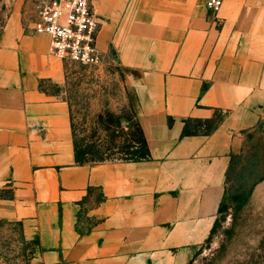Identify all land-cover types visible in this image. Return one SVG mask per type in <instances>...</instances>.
Segmentation results:
<instances>
[{
  "label": "crops",
  "instance_id": "crops-1",
  "mask_svg": "<svg viewBox=\"0 0 264 264\" xmlns=\"http://www.w3.org/2000/svg\"><path fill=\"white\" fill-rule=\"evenodd\" d=\"M92 0L97 47L134 92L150 158L79 164L65 61L34 0H0V220L31 264H189L211 234L233 155L264 118V0ZM209 134L183 136L189 121Z\"/></svg>",
  "mask_w": 264,
  "mask_h": 264
},
{
  "label": "rangeland",
  "instance_id": "rangeland-1",
  "mask_svg": "<svg viewBox=\"0 0 264 264\" xmlns=\"http://www.w3.org/2000/svg\"><path fill=\"white\" fill-rule=\"evenodd\" d=\"M64 61V84L46 89L61 95L72 108L73 137L81 161L97 162L99 151L109 162L117 161L122 150L145 154L136 121L130 126L123 118L131 114V105L137 112V101L114 54H101L99 64L87 67ZM223 116L217 112L211 121H192L189 130L208 132ZM242 146L233 159L222 212L189 264H264V118L245 132ZM35 252V242L23 236L19 223L0 220V264H31Z\"/></svg>",
  "mask_w": 264,
  "mask_h": 264
},
{
  "label": "built area",
  "instance_id": "built-area-1",
  "mask_svg": "<svg viewBox=\"0 0 264 264\" xmlns=\"http://www.w3.org/2000/svg\"><path fill=\"white\" fill-rule=\"evenodd\" d=\"M36 34L50 38V52L80 66L99 64V32L92 0H34ZM223 0H207L206 9L217 14Z\"/></svg>",
  "mask_w": 264,
  "mask_h": 264
},
{
  "label": "trees",
  "instance_id": "trees-1",
  "mask_svg": "<svg viewBox=\"0 0 264 264\" xmlns=\"http://www.w3.org/2000/svg\"><path fill=\"white\" fill-rule=\"evenodd\" d=\"M68 103H69V102H68ZM69 105H70V104H69ZM130 109H131V111H130L131 114L128 115V116H125V117H123V118H124V120H125L130 126H131V125H134L133 123L136 121L135 126L138 128L139 133H140V136H141V141H140V143H142V144L144 145L146 152H145V154H139V155H137L138 152L135 153V152H127L126 150H122V151L120 152V157H118V158L116 159L117 161H115V162H119V161H121V162H122V161H123V162L144 161V160H147V159L150 158V153H149V150H148V147H147V143H146V140H145V137H144L143 131H142V129H141V126H140V124H139V122H138V119H137V112L134 110L133 105L130 106ZM70 111H71V121H72V127H73L74 117H73V111H72V108H71V107H70ZM98 118H99V120H100V124H101V125H105V124L103 123V117H102V116H99ZM120 120H121V119H120ZM220 120H221V119H220ZM112 122H113V121H111V122H109V123L111 124ZM191 122H192V121H189V122L186 123L185 129H184V131H183V136H188V135H193V134H194L192 131L189 130V125H190ZM120 123H121V122L118 121L117 124L120 125ZM218 124H219V122H218L217 124H215L214 127H213L210 131H208V132H198V133L209 134V133H211L214 129L217 128ZM102 127H103V126H102ZM106 127H107V126H106ZM108 130H109L108 128H105V131H108ZM132 142H133L134 144L139 143L138 141L135 142V140H133ZM130 147H131V146H130ZM126 149H127V148H126ZM75 151H76L77 162H78L79 164H86V163H83V162L81 161V159L79 158V157H80V153L78 152V150H77V148H76V145H75ZM133 153L135 154L136 157H131V156L133 155ZM102 155H103V154H102V153L100 154V151L97 152L98 160H97V162H94V163H92L91 165H95V164H101V163L109 162L107 159H104V158L102 157ZM235 156H236V155H233V156L231 157V163H230V166H229V169H228V172H227L226 186L228 185L230 172H231L232 167H233V166H232V165H233V159H234ZM91 161H92V160H91ZM112 162H114V161H112ZM226 192H227V191H226ZM226 192H225V196H224V198H223V200H222V203H221L220 213L222 212V206H223V201L225 200V197H226Z\"/></svg>",
  "mask_w": 264,
  "mask_h": 264
}]
</instances>
